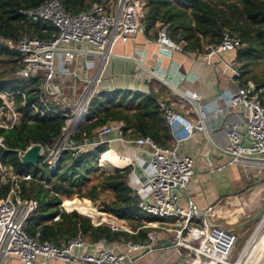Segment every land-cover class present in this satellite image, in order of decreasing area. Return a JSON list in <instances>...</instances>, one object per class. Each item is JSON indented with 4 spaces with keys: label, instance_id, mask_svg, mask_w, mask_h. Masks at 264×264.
Segmentation results:
<instances>
[{
    "label": "built area",
    "instance_id": "2783aa9c",
    "mask_svg": "<svg viewBox=\"0 0 264 264\" xmlns=\"http://www.w3.org/2000/svg\"><path fill=\"white\" fill-rule=\"evenodd\" d=\"M144 7L145 0H105L87 11L69 15L60 0H45L36 7L19 9L18 12L27 22L48 23L54 27L55 32L48 39L23 36L13 41L0 36V48L13 53L16 61L15 70L7 80L11 84L19 81L25 83L26 90L35 97V101L30 103L33 113L47 118L60 116L65 119L54 141L49 145L40 144L39 161L43 165L50 170L54 169L64 151L78 156L84 150L97 146L108 147L113 140L109 137L110 134L116 133L117 141L134 146L131 153L118 155L128 158L126 168L138 169V183L149 190V197L139 201L137 207L160 220L146 226L160 228L171 235V242L163 247L173 249L175 258L191 259L193 264H230V254L237 235L222 225L201 220L199 210L193 202L189 201L186 207L178 204L180 195L193 175L194 166L192 157L179 153L178 145L194 132L202 130L199 123L186 122L165 100H159L171 134L169 146H160L149 137L125 140L120 136L119 122H108L96 128L92 138L81 141L73 139L78 127L91 115L90 101L99 90L114 46L119 42L129 41L142 30L139 20L143 16ZM156 42L162 53L182 51L184 44L183 41L171 39L164 25H159L157 29ZM235 45V39L228 33H223L221 41L217 45H208L206 51L200 54V59L209 64L214 56L220 57L227 51H233ZM56 49L63 51L57 52ZM68 49H79L83 54L66 51ZM91 50L98 51L101 55H91ZM228 67L234 77L240 76L236 68ZM263 95L264 87L256 88L252 82L232 91L228 98L229 106L243 109V122L241 124L232 120L226 130L228 151L233 155V162L256 165L259 169H264V160L252 164L240 157L250 159L258 156L264 159ZM17 97L21 98V105L24 106L26 94L19 84L0 89L2 130L13 129L20 122L22 114ZM219 111L222 112L221 109ZM179 126L184 131L182 136L177 134ZM243 126L244 132L241 131ZM143 146L149 147V159L145 166L136 160L138 149ZM0 148H5L2 137ZM109 150L111 149L106 151ZM0 177V184H9L5 197L0 199V264L11 256L17 257L24 264H33L39 257L70 264H139L138 258L156 249L151 244L156 237L153 231L146 234L142 243L128 241L108 245L105 241H98L94 243L93 252H79V249L88 246L79 236L68 241L61 240L58 244L38 242L23 229L27 216L36 207L35 201L25 200L21 193V180L29 179L30 176L14 173L0 161ZM64 210L68 212L66 208ZM91 221L94 225L105 224L113 231L132 233L122 225L123 220L113 215L102 221ZM248 247L249 244L244 246L237 261L246 258L244 251ZM142 251L141 255H134L135 252Z\"/></svg>",
    "mask_w": 264,
    "mask_h": 264
},
{
    "label": "trees",
    "instance_id": "16d2710c",
    "mask_svg": "<svg viewBox=\"0 0 264 264\" xmlns=\"http://www.w3.org/2000/svg\"><path fill=\"white\" fill-rule=\"evenodd\" d=\"M43 1L0 0V36L13 41L23 36L50 38L55 32L53 26L45 22L29 23L18 12ZM60 2L69 15H76L105 0ZM139 24L143 32L152 37H156L159 25L166 26L168 36L176 42L183 41V51L194 54L205 52L208 45H217L223 33H228L236 41L233 52L234 66L240 73L239 85L252 82L256 88L264 87V0H145ZM14 57L13 53L0 48V89L9 88L7 77L15 70ZM19 84L26 94L24 106L17 97L22 116L13 129H0L5 146L0 148V161L10 171L30 176L20 182L22 197L36 202L23 224L26 234L38 242L53 244L77 236L90 244L98 241L108 245L128 241L142 243L151 229L146 225L160 220L137 207L139 197L128 181L130 169L109 173L102 168L105 166H99L107 145L84 150L78 156L64 151L52 170L40 161L35 166L19 161L18 153L30 145L51 144L65 123L60 116L47 118L33 113L30 103L35 97L26 90L23 81ZM159 100L153 91L99 88L90 101V117L78 127L73 139L92 138L96 128L108 122H119L120 136L125 140L149 137L160 146H169L171 134ZM261 104L264 105V95ZM8 186L0 184V199L5 197ZM74 197L85 202L100 201L102 210L123 220L132 233L113 231L105 224L94 225L77 209L65 211L62 202Z\"/></svg>",
    "mask_w": 264,
    "mask_h": 264
},
{
    "label": "crops",
    "instance_id": "0c3cea01",
    "mask_svg": "<svg viewBox=\"0 0 264 264\" xmlns=\"http://www.w3.org/2000/svg\"><path fill=\"white\" fill-rule=\"evenodd\" d=\"M142 28V27H141ZM156 37L146 35L143 29L125 43H117L113 53L121 56H134L145 66L151 68L161 77L184 93L195 95L200 100L199 108L203 114L201 131L178 145L180 154L189 155L194 161L193 175L187 188L180 195L178 204L186 207L193 202L198 208L201 220L228 227L246 246L257 227L253 223L264 201V169L256 165H243L233 162L228 151L226 137L227 125L232 120L242 124L244 111L241 107L229 106V94L239 85L232 70L234 52L227 51L220 57H213L209 64L200 59V54L186 51H169L162 53ZM166 52V51H165ZM228 65V66H227ZM102 88L155 92L160 100H165L188 123H199L195 109L185 100L174 94L167 87L151 78L133 61L112 58L103 73ZM164 86L165 88L161 87ZM222 110L220 112L219 110ZM244 132V126L241 127ZM178 135H184L179 126ZM112 142L108 145L116 155L131 153L133 145L117 141V134L109 136ZM171 143V142H170ZM149 147L138 149L136 160L145 166L149 159ZM264 159L258 156L247 159L258 164ZM125 169V168H124ZM130 169L129 184L139 201L149 197V190L137 181L138 169ZM260 170V171H259ZM149 173V169L147 168ZM151 228V227H149ZM155 239L151 242L156 248L151 253L138 258L139 264H193L191 259H177L173 249L163 246L171 242V235L160 228H151ZM264 237V234L261 236ZM159 248V249H158ZM95 244L79 249V252H93ZM183 251V250H181ZM142 252H135L139 256ZM3 264H24L17 257L11 256ZM33 264H70L56 259L37 258Z\"/></svg>",
    "mask_w": 264,
    "mask_h": 264
},
{
    "label": "water",
    "instance_id": "95a60500",
    "mask_svg": "<svg viewBox=\"0 0 264 264\" xmlns=\"http://www.w3.org/2000/svg\"><path fill=\"white\" fill-rule=\"evenodd\" d=\"M57 52L59 51H63V49H56ZM69 52H75V53H79V54H83L82 50L76 49V50H66ZM89 53L91 55H97L100 56L101 53L95 50H91L89 51ZM110 58H115V59H124V60H130L133 61L141 70L145 71L146 73H148V75L153 78L154 80L158 81L159 83H161L162 85H164L165 87H167L170 91H172L174 94H176L177 96H179L180 98H182L183 100H185L186 102H188L196 111L197 116L200 118V125L202 126V112L199 108V102L200 100L197 99L196 97H193L190 94L184 93L183 91H181L178 86L176 85H172L170 82H168L164 77H161L160 75H158L156 72H154L151 68L145 66L143 63H141L137 58H135L134 56H121V55H116L114 53H111ZM203 129V126H202ZM41 150V145L40 144H32L29 147H27L22 153L19 152L18 153V159L21 163L27 164V165H31V166H35L37 165L38 161H39V152ZM231 157H233L232 154H230ZM240 159L242 160H247L246 157H240ZM123 172L126 171V168L124 170H117V171H111V172ZM264 213V201L258 211L257 214V218L261 217V215ZM85 216V215H84Z\"/></svg>",
    "mask_w": 264,
    "mask_h": 264
},
{
    "label": "bare ground",
    "instance_id": "6f19581e",
    "mask_svg": "<svg viewBox=\"0 0 264 264\" xmlns=\"http://www.w3.org/2000/svg\"><path fill=\"white\" fill-rule=\"evenodd\" d=\"M100 165L105 166L111 170H123L127 167L128 158H123L119 155H116L112 150L105 152L100 159ZM64 206L69 209H79L83 210L88 217L95 218L97 216H105L102 213H99L90 202H84L83 200H65ZM86 215V216H87ZM246 253V258L243 261H237L230 264H264V237H258L254 240L244 251Z\"/></svg>",
    "mask_w": 264,
    "mask_h": 264
},
{
    "label": "rangeland",
    "instance_id": "374dc122",
    "mask_svg": "<svg viewBox=\"0 0 264 264\" xmlns=\"http://www.w3.org/2000/svg\"><path fill=\"white\" fill-rule=\"evenodd\" d=\"M104 80H105V77L103 78V80H102V82L99 84V88H102V83L104 82ZM7 83H9V81L7 82ZM17 84H19V83H16V84H9V88H11V87H13V86H15V85H17ZM20 85V84H19ZM107 152V151H106ZM101 159V158H100ZM98 164H99V162H98ZM100 166V165H99ZM101 167V166H100ZM105 171H107V172H109V173H113V172H111L110 170H108V169H106L105 167H102ZM126 168V167H125ZM124 170V169H123ZM128 170V169H127ZM113 171H116V170H113ZM122 172V171H121ZM85 200V199H78L77 197H74V198H72V199H70V200ZM87 200V199H86ZM65 201V200H64ZM64 201L62 202V204H61V206H62V208L63 209H68L69 210V208L68 207H65L64 206ZM89 201V200H88ZM88 201H86V202H88ZM85 202V201H84ZM90 202V204L99 212V213H102V214H104L105 215V217H106V219H109L110 218V215H108L106 212H104L103 210H102V206H101V204H100V201H96L95 203H92L91 201H89ZM65 208H64V207ZM73 209H76V208H73ZM77 210H79V209H77ZM77 210H75L76 212H78ZM73 211V210H72ZM80 212H82L84 215H87L83 210H79ZM69 212V211H68ZM79 213V212H78ZM79 214H81V213H79ZM82 215V214H81ZM88 216V215H87ZM86 216V217H87ZM91 219V218H90ZM92 219H95V218H92ZM104 218L102 217V216H97V218H96V220L97 221H102ZM122 225L124 226V227H126V228H128V229H130L129 228V226L125 223V222H122ZM254 226H256L257 227V229H256V231H255V233H253V235H252V237L250 238V241H249V245L254 241V240H256V238H260L263 234H264V221H262V219L260 218V219H258L257 221H255L254 223H253V227ZM226 227V226H225ZM226 228H228V227H226ZM88 243V242H87ZM244 241L242 240V239H239V238H237V241H236V243H235V246H234V248L232 249V251H231V254H230V262L231 263H234V262H236L237 261V259H238V257H239V254H240V252L242 251V249L244 248ZM245 258L243 257L241 260L243 261Z\"/></svg>",
    "mask_w": 264,
    "mask_h": 264
}]
</instances>
